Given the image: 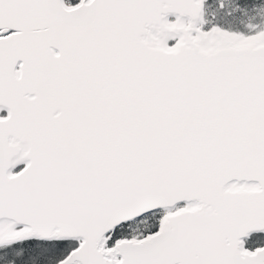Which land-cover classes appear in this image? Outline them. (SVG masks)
<instances>
[{
  "label": "snow or ice",
  "instance_id": "6c2138e0",
  "mask_svg": "<svg viewBox=\"0 0 264 264\" xmlns=\"http://www.w3.org/2000/svg\"><path fill=\"white\" fill-rule=\"evenodd\" d=\"M0 264H264V0H0Z\"/></svg>",
  "mask_w": 264,
  "mask_h": 264
}]
</instances>
